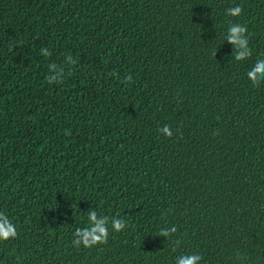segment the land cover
<instances>
[{
    "label": "trees",
    "instance_id": "trees-1",
    "mask_svg": "<svg viewBox=\"0 0 264 264\" xmlns=\"http://www.w3.org/2000/svg\"><path fill=\"white\" fill-rule=\"evenodd\" d=\"M0 264H264V0H0Z\"/></svg>",
    "mask_w": 264,
    "mask_h": 264
}]
</instances>
